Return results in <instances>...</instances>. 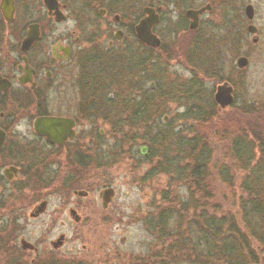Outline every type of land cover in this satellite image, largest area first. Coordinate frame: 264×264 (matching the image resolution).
Listing matches in <instances>:
<instances>
[{"label":"flooded vegetation","instance_id":"obj_1","mask_svg":"<svg viewBox=\"0 0 264 264\" xmlns=\"http://www.w3.org/2000/svg\"><path fill=\"white\" fill-rule=\"evenodd\" d=\"M140 26L158 45L138 38ZM165 38L175 39L172 49ZM263 41L264 0H0V255L23 258L29 253L38 258L43 246L30 243L31 249H22L20 237L18 246L12 242L6 248L5 228H21L19 216L3 219L6 201L22 206L21 215L25 202L36 196L27 215L37 220L49 199L58 195L61 205L51 219L61 228L83 224L88 208L81 201L91 195L101 211L108 210L114 189L99 188L95 174L105 131L114 143L113 118L123 113L125 120L128 115L117 109L130 108L138 98L147 101L143 92L131 95L136 74L141 75L140 86L149 82L151 93L158 92L165 54L172 52L191 78L197 71L206 85L215 84L210 94L193 90L190 99L196 103L204 97L212 101L215 113L231 118L262 116L259 103L249 90L244 95L243 87L248 55ZM100 58L120 64L113 78L121 79L122 86L117 85L122 92L111 84L116 92L111 99L101 94L105 84L99 83L98 68L92 65ZM241 58L246 65L239 68ZM220 86L232 99L224 108L214 100ZM43 118L58 125L50 138L35 130ZM123 147V155L130 156V141ZM141 147L146 154L147 148ZM262 171L255 170L258 175ZM109 189L113 195L106 201L104 191ZM42 202L44 211L32 217ZM64 240L61 234L48 251L60 250Z\"/></svg>","mask_w":264,"mask_h":264},{"label":"rangeland","instance_id":"obj_2","mask_svg":"<svg viewBox=\"0 0 264 264\" xmlns=\"http://www.w3.org/2000/svg\"><path fill=\"white\" fill-rule=\"evenodd\" d=\"M174 41L175 39L172 38L163 40L164 44H167L168 48L170 46L171 49ZM261 46L264 47V41L254 47L248 55L249 65L244 71V82L246 83L243 87V94L245 95L249 90L250 98L257 104L259 103L260 110L263 111L260 117L231 118L217 110L218 113L214 112L209 120L201 123L196 121L193 113L189 112L190 109L197 106L201 110L204 108H202V103L198 104L191 100L192 95L186 90H197L200 95L205 92L210 94V91H214L215 84L206 85L203 77L198 74L200 72L197 71L196 76L191 78L184 67L175 63L176 59L171 54L172 52L165 54L163 63L160 64L162 72L157 82L162 96L158 97V93H151L148 89L149 82L140 86L139 76L141 75L136 74L130 85L131 95L138 96L142 92L147 94V101L150 100L152 103V106L149 105L152 115L159 111V116L149 119L148 123L149 127H154L156 130L152 128L148 131L149 133H145V131L133 129L132 124L127 122L132 128L130 130L122 118L123 113L119 114L113 118L116 127L114 143L113 140L108 139V133L106 134L105 131L106 144L99 151V167L95 174L99 188L110 186L114 189V196L108 210L101 211L98 200L91 195L87 200L81 201L88 208V215L85 219L83 218V224L79 226L71 224L61 228L57 224L52 225L53 220L51 219L53 211L61 205L58 195L49 199L45 214L37 220H32L27 215L29 207L38 199L36 196L29 202H25L23 206L25 211L21 215L18 211L22 206L18 208L10 201H6L2 214L3 219H14L19 216L21 220L19 230L16 227L13 229L14 226L11 229L5 228L4 239L8 240L6 248L9 249L12 242L13 245L18 246L20 237L31 244L38 243L43 246L38 258H32L29 253L23 258H12L3 254V256L0 255V264H134L137 260L131 259L130 262L125 263L123 258H152L162 251L163 247L164 250L167 246V249H170V237L186 230L187 217L194 216V204L196 201L200 204L198 199L200 197L205 201L202 203L205 204V210L209 215L215 216L216 219L225 218L229 221L233 219L243 235L251 242L249 248L254 250L253 255L264 258V229L257 231L258 226L264 225V221H257V229L252 230L249 228H253V222L247 225L243 221L239 202L246 196L240 190L245 163L242 159L235 160L237 158L230 150L231 141L241 133L247 135V141H252L254 159L250 162L252 164L258 162L262 165L263 175L257 187L260 196L264 197V155L258 150V141L255 137L254 140L251 139L252 132L257 134V132L264 131V50ZM246 50L245 47L242 52ZM184 53L183 56L186 59L187 55ZM231 59L232 56L229 57V60ZM92 65L98 68L99 83L105 84L101 88V94L105 95L104 98L111 99L116 94L111 84L116 83V90L119 89L122 92V89L118 88V85L122 86L121 79L117 76L113 78V73L120 66L118 60L115 62V60H103L102 58L94 59ZM140 101L138 98L137 101L131 103V107L134 103H143ZM117 111L123 112L124 110L121 108ZM159 130L162 133L165 131L176 133L181 143H186L196 136L203 137L208 142L211 155L207 162L206 177L202 179V194L192 188L183 173L181 175L177 172V168L183 167L187 162L185 159L187 149L184 155L177 153L175 160L177 162L173 164V157L176 155L174 149L165 147V144L162 146L160 143H154V131ZM130 138L136 139L131 143L134 154L123 155V144H127ZM141 146L147 148L143 156L138 152ZM242 164L243 166H240ZM204 198H209V200L206 201ZM202 203L200 206H203ZM183 204L186 208L189 204L188 213L182 214L180 209ZM63 217H68V214ZM180 218L181 222H179ZM159 219L167 221L166 225H158ZM49 223L52 225L51 228ZM254 224L256 226V223ZM61 234L65 236L62 248L55 253H50L49 243L55 241ZM160 239L163 241L160 242ZM176 256L171 253L165 258H176Z\"/></svg>","mask_w":264,"mask_h":264},{"label":"trees","instance_id":"obj_3","mask_svg":"<svg viewBox=\"0 0 264 264\" xmlns=\"http://www.w3.org/2000/svg\"><path fill=\"white\" fill-rule=\"evenodd\" d=\"M187 92L190 94L193 90L188 89ZM157 93L158 97L162 96L159 88ZM199 101L203 105L202 108L204 109L202 110L205 111L200 109L195 111L193 115L195 120L201 123L212 118L214 104L212 101L205 98H202V100ZM133 102L134 101H132V103ZM149 105L152 106L150 100L143 103H134L132 107L127 108L128 110L123 108L125 114L128 113V115L125 116V120L132 124L133 129L145 131L146 133L154 128L149 127V119H154L159 116V111L157 110L158 112L152 115ZM154 132L155 144H165V147L174 149L176 155H174L173 161L171 160L173 164L177 162L175 161L177 159V153L179 152L181 155H184V152L186 153L187 149L188 153L185 158L187 162L183 167L179 169L177 168V172L181 175L183 173V176H186L187 182L189 181L192 188L200 191L202 194V179L206 177L207 162H209L211 155L208 142L203 137L196 136L195 138L188 140L186 143H181V140L177 139L176 133H171L170 131L162 133L161 130ZM242 134L243 133L231 141L230 150L233 156L237 158L235 160L239 159L238 161H240V159H242L245 163V167L242 171L244 172V176L240 190L246 194V196L240 200L239 210L242 211L243 221L247 223V225H250L253 222V228H249L252 230L257 229V221H264V197L260 196L257 187L258 181L262 178V174L258 175L255 172V170L260 169L262 165L257 164L254 166V164L251 163L254 159V155L252 154L254 149L251 146L252 141H247V135ZM262 136L264 137V131L257 132V134H253L252 132L251 139L254 140L255 137L256 141H258V150L264 155V138H260ZM134 141H136V139L133 140L130 138V145ZM151 142L153 143L152 140ZM142 144H144L143 141ZM131 154H134V152L132 153L131 151ZM258 161L260 160L258 159ZM240 166H243V164ZM198 199L200 204L202 202L205 203L203 198L200 197ZM204 200L207 201L209 198H204ZM204 203H202L203 206H200L199 202L196 201L194 204V216L191 218L187 217L188 220L185 224L186 230H182L183 232H177L172 238L170 237L172 240V244L171 240L169 242L170 249H167V246L164 250L162 244V251H159V253L152 256V258H123L124 262H130L132 259L135 261L137 260L134 264H264V258H258L253 255L254 250H252L251 247L249 248L251 242L248 241L249 239L244 236L236 226L235 221H233V219H230L229 221L225 218L216 219L215 216L209 215L205 210ZM184 205L185 204H183L180 209L182 214L188 213V210L190 209L189 204L187 205V208ZM255 220L256 222H254ZM179 222H181V218L179 219ZM166 223L167 221L164 222V220L159 219L158 225L165 226ZM254 223H256V226ZM191 225H193V227H191ZM223 226L226 227L224 228ZM259 229L263 230L264 225L261 224L258 226L257 231ZM160 240V242L163 241L162 239ZM171 253L176 254V258H165V256H169Z\"/></svg>","mask_w":264,"mask_h":264},{"label":"water","instance_id":"obj_4","mask_svg":"<svg viewBox=\"0 0 264 264\" xmlns=\"http://www.w3.org/2000/svg\"><path fill=\"white\" fill-rule=\"evenodd\" d=\"M137 35H138V38L142 42H145L147 45H158V41L155 38L150 37V35H147L141 26L138 27V29H137ZM245 65H246L245 59L241 58L237 61V66L239 68H242ZM225 91H227V90L224 87L220 86L217 88V92L215 93V96H214V100H215L216 104H218L221 108H224L225 106L229 105L231 100H232L229 91H227L228 92L227 95H225ZM164 120H165V118H164ZM47 122H48V119H46V118L38 120L37 123L35 124V130L39 134L47 136L48 138H50L56 134V126H58V125L57 124L54 125V123L49 124ZM140 155H145V148L144 147L140 148ZM112 195H113L112 189L104 191V196H105L106 201ZM44 209H45V203L42 202L41 204H39L36 207L34 213L31 216L33 217V216H36V215L42 213L44 211ZM60 240H62V237H60ZM60 240H59V243H60ZM19 243H20V246L22 249H31L32 248V245L30 243L26 242L24 239H21L19 241Z\"/></svg>","mask_w":264,"mask_h":264}]
</instances>
